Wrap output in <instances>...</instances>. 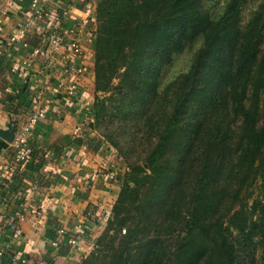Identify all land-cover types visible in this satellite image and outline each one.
<instances>
[{
    "label": "trees",
    "instance_id": "16d2710c",
    "mask_svg": "<svg viewBox=\"0 0 264 264\" xmlns=\"http://www.w3.org/2000/svg\"><path fill=\"white\" fill-rule=\"evenodd\" d=\"M242 1L216 18L202 0L98 1L95 90L110 95L91 114L108 132H147L150 148L79 264H264V3L243 25ZM198 35L190 70L159 92L163 66ZM95 140L84 145L98 152ZM256 182L262 196L241 203Z\"/></svg>",
    "mask_w": 264,
    "mask_h": 264
},
{
    "label": "crops",
    "instance_id": "0c3cea01",
    "mask_svg": "<svg viewBox=\"0 0 264 264\" xmlns=\"http://www.w3.org/2000/svg\"><path fill=\"white\" fill-rule=\"evenodd\" d=\"M86 7L82 0H50L43 20L29 31L25 15L29 0H0L4 37L16 35L32 48L37 47L44 29L59 24L74 26L76 20L86 16ZM91 26L78 32L85 52V73L79 82V99L67 106L60 90L73 77L60 72L63 49L48 51L44 64L31 61L29 50L12 45L0 50V264H79L89 246L84 245L85 236H91L99 225L100 212H104V218L110 215L109 200L117 198L114 186L101 184L103 177L98 171L103 158L84 145V131L88 126L91 129L92 123L85 121L81 109L95 96ZM40 90L47 118L38 127L37 139L44 149L60 154L50 156L45 164L33 161L28 166L16 161L13 141L8 138L12 131L15 135L19 132L35 107L31 96ZM76 137L81 138V144L68 141ZM85 171L93 174V179H86ZM12 222L22 228L21 234L11 230ZM80 223L83 232L79 233ZM72 238H77L75 244L70 243Z\"/></svg>",
    "mask_w": 264,
    "mask_h": 264
},
{
    "label": "rangeland",
    "instance_id": "374dc122",
    "mask_svg": "<svg viewBox=\"0 0 264 264\" xmlns=\"http://www.w3.org/2000/svg\"><path fill=\"white\" fill-rule=\"evenodd\" d=\"M98 1L99 0H82L84 5L88 4L89 6L87 7L92 8L91 14L94 17V22L91 23L92 24L91 28H93L94 34L97 30V24H98L97 15H96ZM227 2L228 0H202L204 9L208 10L211 13V15L215 18L222 13V10L227 4ZM263 3L264 0H244L240 3V21L242 22L243 25H245L249 20H251V18L260 9V5ZM202 45H203V36L198 35L192 40L185 41V43L182 45L180 50L173 54L172 59L168 63H166L162 68L161 76L159 79V92L164 91L169 84H171L182 74L187 73L190 70L191 66L195 61L197 53L199 49L202 47ZM262 46L264 49V30L262 33ZM109 95L110 93H105V92L96 93L95 90L94 101H89V102L87 101V103H89L88 105L92 109V107L97 106L98 104H102L103 98ZM261 99L263 101L262 97ZM104 103L108 104V100ZM106 117L107 115L105 116V120ZM86 120L92 123V128L90 129V127L88 126V128L85 129L86 131H84L85 135L86 136L89 135L90 137L96 138L95 142H97V140L101 141V147L99 151L96 152L97 155L103 158L101 163L102 167L100 168V171H98L100 176L102 175L103 177L100 178L102 182L101 184H103V186H108L109 188H113L112 186H114L115 195L118 198L119 192L121 190L122 182L124 179L123 176L125 175V173L130 171L132 163H134L135 161L142 163L143 160L145 159L147 155V151L150 148L149 136L147 135V132H145L146 134H144L143 132L141 134H138L136 131H134L133 127H131L130 125H126V127L122 129H116V131L114 132L112 131V129L111 130L109 129L110 131L108 132V129L105 128L106 125L104 123L98 125L96 117L91 113L85 116V121ZM106 131L110 133L111 138L107 137ZM122 134L127 135V137L123 136ZM137 136L139 138H137ZM111 139L114 141L118 140L119 145L118 146L115 145V143ZM85 172L86 175H92L93 177V174H90L87 171ZM107 173H109L108 176H106ZM85 178H89V177L85 176ZM262 189L263 188L261 187L259 182H256L249 188H244V190L240 195L241 203L245 201L251 203L253 198L262 196L263 194ZM117 198L116 199L113 198V200H109L111 206L107 211H110V215L107 218H104V212H100L101 219L99 220V225H97L95 229L91 231L92 232L91 236L89 235L85 236L86 241L84 242V245L88 244L89 246H87L84 251L86 252L84 254V257L90 254L94 250L96 241L106 229L108 225V218L112 215L113 206ZM239 206L240 203H238L237 207ZM164 214L166 216V219L168 220L170 213L166 211V213L164 212ZM80 232H83V228L80 229ZM168 232L169 230H164L163 235L167 234ZM124 233L125 232L122 231V234ZM118 237L119 239L122 238L121 235H119ZM167 237L168 236H164V238H166V242L164 243L165 245L162 248V252H165L164 250H166L165 248L167 245L170 247L175 246L177 240L179 239V235L177 233H174L168 238Z\"/></svg>",
    "mask_w": 264,
    "mask_h": 264
},
{
    "label": "built area",
    "instance_id": "2783aa9c",
    "mask_svg": "<svg viewBox=\"0 0 264 264\" xmlns=\"http://www.w3.org/2000/svg\"><path fill=\"white\" fill-rule=\"evenodd\" d=\"M49 1L50 0H29V8H27L25 13L27 18L26 30L30 31L32 27L36 28V22L39 23L43 20L44 9ZM10 5H12V2H10ZM91 9V7H86V16L76 20L74 26L66 27L65 25L59 24L52 28L44 29L40 34L41 44L33 48L28 42L19 40L16 35L6 39L3 34L2 20L0 18V50L7 45L29 50L27 57L31 61L40 60L43 64L47 63L48 51L55 49L64 50L60 56L63 61V69L60 70V72L63 74L69 73L73 77L68 83H66V86L60 90L61 93H63L62 102L66 106L79 99L81 94L79 82L85 73V67L82 63L85 52L82 43L78 38V32H82L94 22ZM30 75H32L31 77L34 76L33 74ZM31 100L35 107L30 110V113L23 122L19 132L16 133L15 139L12 142L15 151V159L18 163L23 165L32 161H40L42 162L41 164H45L50 156L55 157L56 155L50 150L44 148L41 149V145L37 139L38 127L41 121L47 118L46 106L42 104V91H35L31 96ZM88 104L89 103H83L81 109L83 116H87L91 113V107ZM78 130H80V128H78ZM109 173H107L106 176H108ZM85 176L89 177L86 179H92V175L84 174V177ZM10 228L17 234L22 233V228L19 227L16 222H12ZM81 228H83V224L78 225L77 230L79 233ZM58 242L55 244H58ZM76 242L77 238H72L70 240V243L72 244H75ZM12 255L15 256V253Z\"/></svg>",
    "mask_w": 264,
    "mask_h": 264
},
{
    "label": "water",
    "instance_id": "95a60500",
    "mask_svg": "<svg viewBox=\"0 0 264 264\" xmlns=\"http://www.w3.org/2000/svg\"><path fill=\"white\" fill-rule=\"evenodd\" d=\"M10 141H14L15 139V133L14 131L11 132V134L9 135V138H8Z\"/></svg>",
    "mask_w": 264,
    "mask_h": 264
}]
</instances>
